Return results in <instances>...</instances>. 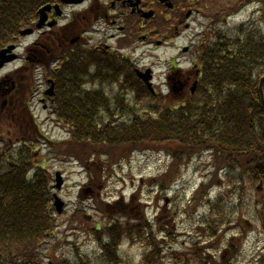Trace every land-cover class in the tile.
<instances>
[{
    "label": "trees",
    "instance_id": "1",
    "mask_svg": "<svg viewBox=\"0 0 264 264\" xmlns=\"http://www.w3.org/2000/svg\"><path fill=\"white\" fill-rule=\"evenodd\" d=\"M45 1L48 0H0V48L20 28L31 26L36 7ZM249 1L260 7L258 16L248 25L236 23L229 30L207 34L198 86L194 94L185 98L152 95L132 72L135 102L152 101L138 107L119 98L108 106L102 91L85 86L96 78L95 71H60L55 75L54 109L68 128L69 139L66 144L59 143L54 153L80 164L91 159L86 164L96 163L90 173L101 185L103 177L114 174L116 166L134 154L160 150L171 158L170 167L151 178L160 188L175 181L193 159L209 155L213 170L209 180L197 189L199 202L220 179L225 192L219 194V199L239 195L244 179L253 184L264 175L258 167L264 166V116L256 106L264 109L258 97L264 71H254L264 69V0L239 1L229 13ZM224 14L215 17L221 27ZM128 72L124 71L125 76ZM119 74L120 71H104V76L117 83ZM51 200L50 173L42 165L34 166L33 156L14 149L0 154V264H98L95 255L77 252L76 247L72 254L62 253L65 241L57 237L59 224ZM96 205L104 210L101 200L96 199ZM214 211L222 219L223 203L217 201ZM67 221L68 228L75 229L79 218L73 213ZM98 227H90L88 233L100 243L103 235L110 236L103 245L101 259L115 264L119 259L117 246L126 227L119 222ZM151 243V254H160L159 243ZM203 250L206 247L192 253L198 264H210Z\"/></svg>",
    "mask_w": 264,
    "mask_h": 264
},
{
    "label": "rangeland",
    "instance_id": "2",
    "mask_svg": "<svg viewBox=\"0 0 264 264\" xmlns=\"http://www.w3.org/2000/svg\"><path fill=\"white\" fill-rule=\"evenodd\" d=\"M205 0H202L204 2ZM240 0H209L210 5H214L213 9H220L221 5H228L237 3ZM199 4L202 3L199 1ZM226 7V6H225ZM255 5H249L241 11L238 15L246 17L255 9ZM249 19V17L247 18ZM201 24L203 20H200ZM200 25L194 29L195 33L200 31ZM31 36L19 38L20 45L18 51L23 52L24 47L31 41ZM197 38L196 40H199ZM188 42L185 37L178 39L175 48H159L155 51L150 50L147 57L143 59L140 64H150L154 69V85L157 89L166 90L164 86V79L166 73V62L171 56L180 53L178 47ZM141 52L140 49L135 50V55ZM181 64L183 67L189 64L193 57L190 52L181 54ZM17 64V63H16ZM16 64L6 65L2 71L12 69ZM134 98V97H133ZM152 99L143 100L141 102H134L138 107L146 105ZM33 114L41 122L43 130L49 137L56 141L66 139L68 137L66 129L61 125H57L53 116L47 114L42 106L36 104L33 106ZM57 148V146H55ZM42 153L38 156V163L45 166L49 171L52 182L54 184V173L60 171L63 177V186L59 190H53L64 201V208L60 214H56V221L59 224V232L57 237H63L65 247L62 253H74L75 247L77 252L86 255H95L98 258V264H107L100 259L101 252L95 238L89 232L90 227L96 223H101V226L109 222L118 221L126 227L128 218H125L127 211L122 207L120 202L114 204L118 199L123 198L127 204V199L135 197V203L128 205L132 207L134 217L139 216L138 209L146 212V205L153 206V209L147 211L148 218L152 223L153 233L146 235L130 236L124 234L120 239V246L118 252L121 258L119 264H149L146 263L148 259L152 258L150 253L153 246L151 241L159 243L161 249L162 262L161 264H198L197 258L192 253L194 249L199 247H206L208 244L207 232L209 233L210 226H207L208 220L211 218L207 215V202L204 197L202 202H199L197 194L199 185L207 182L211 174V158L210 156H201L193 159L188 165L186 164L181 173L176 177L175 181L165 187H157L153 184L151 178L161 173L165 167L169 166L171 158L158 151H146V153L134 154L131 158L123 161L115 168V173L110 177V174L103 177V184L97 193L93 190H87L84 186L87 182V173L83 171L74 160L56 155L43 148ZM95 168V167H94ZM148 180H151L148 182ZM211 186L210 196L214 198L219 192L224 190L222 181L215 182ZM202 186V185H201ZM197 191V192H196ZM246 207L241 210L238 208L237 195L232 197L226 196L223 201L225 214L222 215L224 223H230V227L236 222L238 216L252 221L254 228L248 237L244 239L239 237V230L237 228L226 231L225 235L221 237L222 245L231 238H238L235 241L237 246V253L234 257H229L232 264H264V221L260 223L257 219L256 208L252 206L253 196L255 195L253 187H248ZM96 199L100 201L105 199L109 201L106 205L105 211L110 212L113 216H106L104 211H99L96 205ZM199 209V213L194 214V210ZM164 212L165 219L162 221L161 229L157 228L155 219L158 213ZM75 214L79 218V222L75 223V229L68 228V218ZM90 216V219L87 218ZM145 217V216H144ZM219 216L216 217L219 220ZM133 222H136L133 219ZM131 222V223H133ZM214 225V228H216ZM227 225L220 229H228ZM62 231V232H61ZM222 246L215 248L210 254L207 253V248L203 250V257L210 264H217L220 261L218 258L222 254ZM215 257V259H214ZM95 259V258H94ZM187 259V262H185ZM213 261V262H212ZM227 263V262H226ZM110 264V263H109Z\"/></svg>",
    "mask_w": 264,
    "mask_h": 264
},
{
    "label": "flooded vegetation",
    "instance_id": "3",
    "mask_svg": "<svg viewBox=\"0 0 264 264\" xmlns=\"http://www.w3.org/2000/svg\"><path fill=\"white\" fill-rule=\"evenodd\" d=\"M196 1H48L46 4L50 7L45 11V21L41 28L34 30L31 41L23 53L18 55L17 65L0 75V118L12 111L17 113L19 109L16 121L24 123V126L20 125L22 130L28 122L36 121L32 106L39 104L47 113L54 112L57 84L55 75L60 71H96V87L108 98V101H103L104 104L114 105L117 99L112 98V89L108 88V82L112 79L104 76V71H120L121 92L127 97L131 92L132 78L128 74L125 76L124 71L147 70L150 65L140 63L150 50L172 47L185 34L188 44L180 49L193 54L189 68H181L180 57L169 59L164 83L168 89H179V92L189 89L197 78L198 71H201L198 54L203 48V41H196L200 34L194 32L200 16ZM37 19L38 16L35 21ZM137 49L141 52L135 55ZM263 76L264 74L260 78ZM50 86L52 91L46 93ZM258 97L262 103L259 89ZM256 106L257 111L264 116V109ZM252 110L250 108V112ZM258 167L264 170V166ZM248 184L246 179L240 184L243 189L239 194L238 208L240 204L243 205L241 210L248 202L244 197L247 195ZM253 188L255 195L252 206L256 208L257 219L262 223L264 175L257 178ZM237 224L241 230L245 226L252 228V221L242 216ZM224 248L222 258L227 260L226 253L229 250L227 246Z\"/></svg>",
    "mask_w": 264,
    "mask_h": 264
},
{
    "label": "water",
    "instance_id": "4",
    "mask_svg": "<svg viewBox=\"0 0 264 264\" xmlns=\"http://www.w3.org/2000/svg\"><path fill=\"white\" fill-rule=\"evenodd\" d=\"M42 11V10H41ZM40 24V23H39ZM38 24V25H39ZM32 30L31 29H24L22 31H20L21 34H27V33H30ZM14 48L13 45H10L8 46L7 48L5 49H2L0 50V67L4 64V62H7V61H10L12 59L15 58V55L14 54H7L9 53L12 49ZM137 75L142 78L145 82H146V85L147 87L153 92V88H152V84L151 82L149 81L151 79V71H144V72H140V71H136ZM262 81V80H261ZM56 176H58V173L56 174ZM59 182V180H58ZM59 185V184H58ZM57 185V186H58ZM55 206L57 207L58 209V212L61 211V207H62V202L59 201L58 198H56L55 202H54Z\"/></svg>",
    "mask_w": 264,
    "mask_h": 264
}]
</instances>
